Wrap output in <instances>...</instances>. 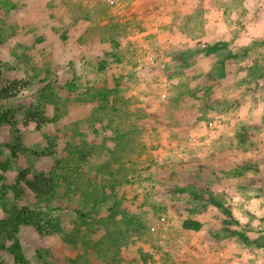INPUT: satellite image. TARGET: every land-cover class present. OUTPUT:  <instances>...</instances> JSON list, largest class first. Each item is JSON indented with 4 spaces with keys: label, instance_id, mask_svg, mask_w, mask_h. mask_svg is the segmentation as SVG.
Masks as SVG:
<instances>
[{
    "label": "rangeland",
    "instance_id": "obj_1",
    "mask_svg": "<svg viewBox=\"0 0 264 264\" xmlns=\"http://www.w3.org/2000/svg\"><path fill=\"white\" fill-rule=\"evenodd\" d=\"M13 83L0 264H264V0H0Z\"/></svg>",
    "mask_w": 264,
    "mask_h": 264
},
{
    "label": "trees",
    "instance_id": "obj_2",
    "mask_svg": "<svg viewBox=\"0 0 264 264\" xmlns=\"http://www.w3.org/2000/svg\"><path fill=\"white\" fill-rule=\"evenodd\" d=\"M16 92L17 86L15 83L5 87H0V102L13 98ZM18 182L23 185L25 190L38 197H48L53 191L52 182L43 175L29 176L26 172H22L18 177ZM183 228L186 230L198 231L200 229V224L198 222H186L183 224ZM11 251L14 261L16 263L23 264L19 245L15 244L12 246Z\"/></svg>",
    "mask_w": 264,
    "mask_h": 264
},
{
    "label": "built area",
    "instance_id": "obj_3",
    "mask_svg": "<svg viewBox=\"0 0 264 264\" xmlns=\"http://www.w3.org/2000/svg\"><path fill=\"white\" fill-rule=\"evenodd\" d=\"M161 222L164 223V222H165V218H162V219H161Z\"/></svg>",
    "mask_w": 264,
    "mask_h": 264
}]
</instances>
